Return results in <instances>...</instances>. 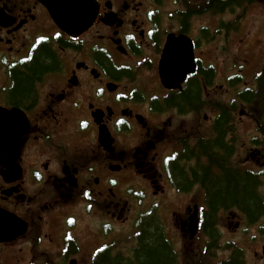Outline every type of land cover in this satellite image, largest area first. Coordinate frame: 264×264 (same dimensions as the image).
I'll return each mask as SVG.
<instances>
[{"label": "flooded vegetation", "instance_id": "flooded-vegetation-1", "mask_svg": "<svg viewBox=\"0 0 264 264\" xmlns=\"http://www.w3.org/2000/svg\"><path fill=\"white\" fill-rule=\"evenodd\" d=\"M58 2L0 0V208L26 224L0 247L19 264H122L133 194L165 196L173 183L191 197L208 167L197 134L175 132L177 117L195 114L168 105L184 88L159 86L162 57L179 69L185 37L196 70L211 71L201 59L210 54L229 67L240 32L244 99L264 103V0H80L70 11ZM194 205L174 219L182 239Z\"/></svg>", "mask_w": 264, "mask_h": 264}, {"label": "trees", "instance_id": "trees-1", "mask_svg": "<svg viewBox=\"0 0 264 264\" xmlns=\"http://www.w3.org/2000/svg\"><path fill=\"white\" fill-rule=\"evenodd\" d=\"M36 70L44 67V62L33 65ZM33 69V68H32ZM212 81V73L202 71ZM21 77L17 82L18 94L30 90L32 78L35 74ZM171 99V98H170ZM176 101H169L168 105L175 106L183 113L190 111H199L204 105L201 96V86L195 78L191 79L185 91L175 97ZM201 112V111H200ZM234 121L230 114L225 110L221 111L214 123V135L211 140L201 139L199 144V154L201 159L204 156L208 159V167H202L200 172V185L206 192L209 212L204 217L203 231L210 241L205 247L199 259L191 264H245L242 251H236L228 260L212 263L208 259L211 249L219 248L218 237H215V224L217 213L220 210H228L237 207L246 214L251 223L256 222L264 215V203L262 195L258 188L260 186L259 177L251 172L242 173L238 168L230 164V155L233 153V141H226L227 137L234 130ZM193 153L194 151H190ZM200 166H202L200 164ZM176 185H180L175 181ZM148 219L143 225V237H141L140 247L135 251V262L128 264H178L175 254L168 245L162 243L161 231L156 225Z\"/></svg>", "mask_w": 264, "mask_h": 264}, {"label": "rangeland", "instance_id": "rangeland-1", "mask_svg": "<svg viewBox=\"0 0 264 264\" xmlns=\"http://www.w3.org/2000/svg\"><path fill=\"white\" fill-rule=\"evenodd\" d=\"M202 25H204V23ZM258 29H259L258 23H250V27L248 28L249 31H255L256 33L258 32ZM245 37H247L246 34H245ZM240 39H241V35L239 34L235 36L233 40V50L231 53H232L233 58L235 59L234 61L238 63V65H235L233 61L230 62L232 63L231 66L234 69H238L241 66L240 65L241 63L240 54H242V51L238 50L239 47L241 48V46L239 45ZM236 55L238 56L236 57ZM207 59L214 60L215 57L213 55H210V56H207ZM218 63H221V61ZM216 72H217V86L207 91L208 99L203 105L204 106L203 109L200 110L201 112L198 113L200 117L197 115H192L190 117H185V118L180 117L176 121L175 132H179V138L180 137L185 138L188 135L191 136L189 133L198 134L200 129H201L200 130L201 134H208L210 132L209 122L211 120L206 121V117H208L207 120H209L210 118L214 117L212 113H215V112H213L212 109L210 108V105L208 102L209 99L213 100L215 98L216 100L224 104L225 102L227 104L231 100L236 99V93L238 92L240 86L238 85V87H234V88L228 87L226 85L225 76L229 74H231L232 76H235V75L240 74V72L234 70V71H227L226 73H224L222 67H220V70L219 71L217 70ZM143 77L146 80H149V81L151 80V78L148 77V75L144 76L143 74ZM232 105H235V102H233ZM239 105L240 106H238L239 107L238 117H240L239 114L242 111L246 113L255 112V109L253 107H247V105H242V104H239ZM258 112L260 113L262 112V114H264V108H261L260 105L257 107L256 113ZM200 121L202 122L201 126H200ZM237 128L234 129L232 133H230L232 134L233 138H235V143L238 148L237 158L240 160H238L236 164L237 165L242 164L244 165L245 168L252 167L255 171H259V169L264 170V167L251 164L245 157L247 145L251 146L252 145L251 140H253V138L255 137L257 138L261 137L262 132L259 133L256 130L254 121L251 120L250 118L243 119L242 121L239 120L237 124ZM210 138L212 137H207V139H210ZM255 148L263 151L264 135L259 140V148L258 147H255ZM237 158L235 157L234 159L235 162ZM163 186H165V184H163ZM170 188H171V185L169 183V186L167 188L169 193L163 197L158 195L155 198L153 197L152 194H149V196H146L144 203H141L138 205H136L135 203L134 208L132 209L133 219L131 220L130 223H127L125 225L122 224L121 231H120L122 234L120 235V241H118V243H129V242L136 243V239H137L136 234H135L136 230H135V227H133V225L138 224V222L143 221V219L149 216L151 212L153 214L150 216V219L151 220L155 219V220H152V222L155 223V221L158 222L160 220L162 223L165 224L166 229H167L166 238L170 239L172 243H175V246L179 250V252H183L184 246L182 243H192L185 239L184 241L181 240L182 233L179 231V229L176 228L174 219H182L184 217V207L188 204L191 205V204L196 203V204H199L200 207H204L206 209L207 207H206V202H205V196L204 194H202V192L198 194L197 192L198 190H196L191 195V197H181L180 198V196L174 194ZM260 191L262 192L264 196V175H263V182H262ZM133 195L135 197H139L138 192H135ZM143 211L147 212L145 216L142 214L140 215L138 214ZM237 214L239 213L235 211L228 212L226 214H224V212L220 213L219 221H221L220 226H221V230H223L222 231L223 234H222V238H219L217 240V243L224 244L227 241H233L239 244L244 243L246 245L245 248H246L247 263L248 264H264V260L262 258L259 259V257L255 256V252L260 250V248L264 245V230L263 231L261 230L262 228H264V218L260 219L257 222V224H260L259 231L257 230V228L255 229L252 228L250 229V231H247L246 221L244 222L243 217ZM233 215H237L236 219L242 222L240 224L241 227L238 230L234 228V225L237 222V220L234 221L232 219L234 217ZM230 219L234 225L232 229H226V226H227L226 223L227 222L229 223ZM131 238H133L134 242ZM206 241L207 239L205 240V236L201 234V236H199L196 243H206ZM221 257L223 258L225 257V255H221ZM2 262L3 264H18L16 262V259L14 260L10 257L8 259L6 255H3Z\"/></svg>", "mask_w": 264, "mask_h": 264}, {"label": "water", "instance_id": "water-1", "mask_svg": "<svg viewBox=\"0 0 264 264\" xmlns=\"http://www.w3.org/2000/svg\"><path fill=\"white\" fill-rule=\"evenodd\" d=\"M181 76H185L186 73H180ZM182 80V77L179 79V82ZM16 231V228L15 229H9L8 227H5L4 228V225L1 224L0 225V241H1V238H2V235L5 234V233H8V234H11V233H14Z\"/></svg>", "mask_w": 264, "mask_h": 264}, {"label": "bare ground", "instance_id": "bare-ground-1", "mask_svg": "<svg viewBox=\"0 0 264 264\" xmlns=\"http://www.w3.org/2000/svg\"><path fill=\"white\" fill-rule=\"evenodd\" d=\"M233 129H235V127L233 128ZM226 141H228V142H230V141H233V136H232V134H231V138L229 139L228 137H227V140ZM241 172V171H240ZM262 201H263V203H264V200L262 199ZM217 218H218V215L216 216Z\"/></svg>", "mask_w": 264, "mask_h": 264}]
</instances>
